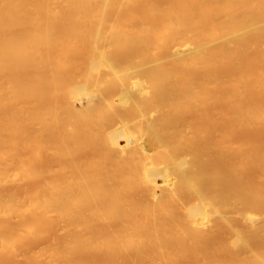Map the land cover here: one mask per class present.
<instances>
[{"label": "bare ground", "instance_id": "6f19581e", "mask_svg": "<svg viewBox=\"0 0 264 264\" xmlns=\"http://www.w3.org/2000/svg\"><path fill=\"white\" fill-rule=\"evenodd\" d=\"M0 187V264H264V0H0Z\"/></svg>", "mask_w": 264, "mask_h": 264}, {"label": "rangeland", "instance_id": "374dc122", "mask_svg": "<svg viewBox=\"0 0 264 264\" xmlns=\"http://www.w3.org/2000/svg\"><path fill=\"white\" fill-rule=\"evenodd\" d=\"M12 169V168H11ZM15 168L13 167V169L12 170H14ZM9 186H4V188H8ZM0 191H2V189H1V187H0ZM22 231V230H21ZM33 241H31V240H22L21 241V243L22 244H20L19 245V252H21V253H25L26 251H28V250H30V249H37V248H39V247H43V246H45L47 243H49L47 240H38V241H36V242H34V243H32ZM44 244V245H43ZM41 245V246H40ZM26 250V251H25ZM14 260V261H13ZM13 261V262H12ZM9 264H18V260L16 261V259H11V260H9V262H8Z\"/></svg>", "mask_w": 264, "mask_h": 264}]
</instances>
